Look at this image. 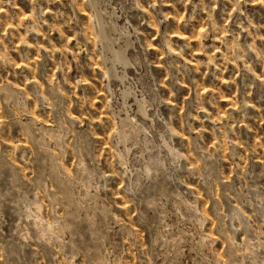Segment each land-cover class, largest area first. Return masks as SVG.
<instances>
[{"label": "clouds", "instance_id": "obj_1", "mask_svg": "<svg viewBox=\"0 0 264 264\" xmlns=\"http://www.w3.org/2000/svg\"><path fill=\"white\" fill-rule=\"evenodd\" d=\"M253 88L264 0H0V264H264Z\"/></svg>", "mask_w": 264, "mask_h": 264}, {"label": "rangeland", "instance_id": "obj_2", "mask_svg": "<svg viewBox=\"0 0 264 264\" xmlns=\"http://www.w3.org/2000/svg\"><path fill=\"white\" fill-rule=\"evenodd\" d=\"M20 7H24V4L21 2L20 3ZM185 35H187V33H185ZM175 39H183V37L181 36H177L175 37ZM153 51H155L156 49H152ZM111 55L113 56L114 58V61L116 63H121L123 61H125L127 59V48L125 49H112V52H111ZM21 67H23V65H21ZM95 68L96 70L99 72V71H102L103 68H102V65L100 64H96L95 65ZM57 75H58V72L54 71L52 73V79L55 80L57 78ZM100 77L98 76L97 77V80H99ZM239 79V77H238ZM10 80V83L12 84H15L17 87L21 88L22 90L24 91H28V96H29V99L31 100L32 99V93L29 89L25 88L23 84H19L17 81H13L11 80V78H9ZM28 84H32V83H38L40 85V88L41 90H46L47 88V85L45 84V82L43 80L40 79L39 75H36L35 77H32V78H29V80L27 81ZM95 82L89 80V84H94ZM230 83V81H228L227 79V73L225 74V88L223 89L225 95L223 96V99L221 101V106L228 109V110H232V104H233V96H236V97H241V94H242V90L241 88L239 87H234L231 91H229L227 85ZM97 87L99 85H96ZM206 88L208 89V91L211 90V85H206ZM104 93L103 91L101 90L100 92V96H103ZM260 95H264V89H260L259 92L253 88L252 90L249 91L248 93V103H249V108H250V111L252 112L253 115L259 113L261 111L262 108H264V103H257V99L259 98ZM95 103L97 105L100 104V99L99 97L96 98L95 100ZM38 107V105H37ZM238 107V106H237ZM37 117L40 119V120H45V117L43 116H40L39 115V112L37 111L36 113ZM77 113L76 112H73L72 113V116L75 118L77 117ZM47 123V126L48 127H53V122L51 119H48L46 121ZM102 138V137H101ZM256 141L259 142V136H256L255 137ZM11 143L13 142H10V145ZM24 146H27L26 144ZM111 145L109 144H105L104 148L105 150L110 148ZM104 152L102 151L101 152V156H103ZM225 164L229 165L230 169H232L228 174H227V181L226 182H229L231 181V179L233 178V176L235 175V172H234V166L231 165V162L227 159H225L224 161ZM260 163L259 159L257 160V164ZM189 188H191L192 190L194 191H200L201 193V199H204V194H203V190L202 189H198L197 185H194V184H189L188 185ZM221 190L219 188H217V194L219 195V192ZM123 207H127V205H122ZM210 206V205H208ZM137 230L139 231V226H137Z\"/></svg>", "mask_w": 264, "mask_h": 264}]
</instances>
